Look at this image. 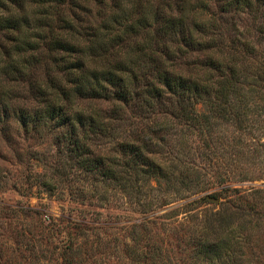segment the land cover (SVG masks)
I'll return each mask as SVG.
<instances>
[{"label": "trees", "instance_id": "16d2710c", "mask_svg": "<svg viewBox=\"0 0 264 264\" xmlns=\"http://www.w3.org/2000/svg\"><path fill=\"white\" fill-rule=\"evenodd\" d=\"M210 1L0 0V114H14L13 92L26 81L34 107L15 111L25 134L52 130L67 164L102 187L117 182L137 196L143 185L194 187L209 159L201 147L238 152L243 129L264 112V0ZM242 14L252 30L238 29ZM55 166L42 181L49 190L64 181ZM144 219L132 223L134 242ZM200 228L198 259L217 264L241 247L226 217Z\"/></svg>", "mask_w": 264, "mask_h": 264}, {"label": "rangeland", "instance_id": "374dc122", "mask_svg": "<svg viewBox=\"0 0 264 264\" xmlns=\"http://www.w3.org/2000/svg\"><path fill=\"white\" fill-rule=\"evenodd\" d=\"M217 4L218 0H211L209 5L215 9ZM96 6L91 4L92 9ZM241 17L235 18L238 29L252 30L251 16ZM231 34L228 30L225 42ZM43 73L39 67L32 78ZM258 100L264 102V94ZM12 101L14 114H0V264H210L195 255L203 237L200 224L210 216L229 219L241 243L240 249L236 246L228 255L220 254L217 264H264L261 106L243 129L238 152L210 151L216 150V144L211 149L201 147L200 157L205 149L209 159H202L197 185L179 192L143 185V194L137 196L117 182L102 187L89 172L67 164L49 128L32 137L25 134L15 111L34 107L26 81L14 90ZM101 105L102 110L107 108L106 103ZM51 166L61 170L64 180L55 190L42 184L53 171ZM95 187L105 190V200L98 199ZM148 199L152 205L146 208ZM144 217L136 227L140 238L134 242L132 223ZM248 219L251 223H246ZM154 247L160 257L152 260Z\"/></svg>", "mask_w": 264, "mask_h": 264}]
</instances>
